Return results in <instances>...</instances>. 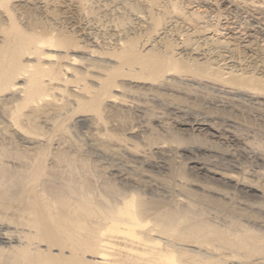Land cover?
<instances>
[{
  "label": "bare ground",
  "instance_id": "bare-ground-1",
  "mask_svg": "<svg viewBox=\"0 0 264 264\" xmlns=\"http://www.w3.org/2000/svg\"><path fill=\"white\" fill-rule=\"evenodd\" d=\"M179 1L0 0V153L34 152L0 162V264H264L249 201L263 205L264 186L210 161L153 164L166 141L129 148L111 130L114 109H173L166 98L188 83L263 107L264 50ZM86 144L127 155L109 165L121 192L105 176L91 186ZM187 172L224 191L195 195Z\"/></svg>",
  "mask_w": 264,
  "mask_h": 264
},
{
  "label": "rangeland",
  "instance_id": "rangeland-1",
  "mask_svg": "<svg viewBox=\"0 0 264 264\" xmlns=\"http://www.w3.org/2000/svg\"><path fill=\"white\" fill-rule=\"evenodd\" d=\"M228 1V3L223 0H207L206 2L205 0H180L179 2L188 6V9L200 7V11H210L212 22L216 25L213 33H219L221 28L226 32L235 29L241 32L245 39L252 41L256 47L264 50V35L258 32L253 25H250L251 20L255 19L264 28V0ZM188 84V86L177 88L176 92L170 93L166 98L171 104H164L171 105L173 109L165 106L158 107L154 103L148 104L149 107L134 106L114 109L112 114L110 113V118L114 122L111 127L112 132L125 139L129 148L135 146L138 149H148L147 139L150 137L155 142L166 141L165 151L157 152L155 150L154 155L150 157V162L153 164L180 162L179 164L184 166L185 163L210 161L226 172L233 171L249 186H264V105L259 107L260 105H256V101L231 102L228 98H224L225 95L222 92L215 88L212 89L213 87ZM132 127L133 130H131ZM21 149L20 151L17 149L18 152L15 150L16 153L15 151L4 153L5 157L1 152L0 162H32L34 152L27 151L28 153H25L26 150L22 151ZM84 149L85 162L88 164L85 169V171L87 170L85 177L92 183L91 186L93 187L94 182L96 183L101 178L103 180L105 176L104 180L111 178L110 181L115 182L112 181L114 183L111 186L112 191L121 192L122 188L118 184V178L114 180L110 176L115 173L116 168L112 169L109 165L116 164L115 166L119 165L117 169H124V163L129 162L127 155L123 156L124 159L121 157L120 160L110 158V156H105V159L104 155L89 144H86ZM164 152L169 153L171 157ZM121 165L122 167H120ZM190 165L195 166L194 163ZM7 171L9 176L11 171L13 172V168L9 167L6 169ZM148 171L157 175L159 180H163L166 175V171L164 172L161 168H149ZM65 174L69 173L62 174L64 178H68L69 175ZM62 175L59 173L56 178L59 179V176ZM187 175L188 179L193 180L191 189L195 191V195L204 194L200 189V186L203 185H208L206 189L210 192L221 193V190L224 191L222 186L207 181L204 176L200 175L196 178L190 172H187ZM154 190L155 192L160 191L156 187ZM160 193L161 191L157 195H161ZM240 198L244 199L243 195L238 194L236 199ZM249 201H252L251 203L256 205V209L260 210L257 217L254 216L251 219L258 220L264 225V204L259 206L258 201L251 199ZM199 216L204 217V211Z\"/></svg>",
  "mask_w": 264,
  "mask_h": 264
}]
</instances>
